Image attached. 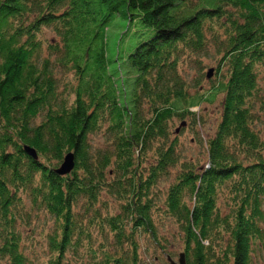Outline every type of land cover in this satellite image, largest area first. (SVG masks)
<instances>
[{
	"label": "trees",
	"instance_id": "trees-1",
	"mask_svg": "<svg viewBox=\"0 0 264 264\" xmlns=\"http://www.w3.org/2000/svg\"><path fill=\"white\" fill-rule=\"evenodd\" d=\"M116 17L140 40L109 58ZM262 66L264 0H0V264H31L21 226L34 212L54 222L43 264H140L141 239L162 249V217L179 224L187 264H248L264 244ZM216 95L198 169L172 129L198 126L191 108Z\"/></svg>",
	"mask_w": 264,
	"mask_h": 264
},
{
	"label": "rangeland",
	"instance_id": "rangeland-1",
	"mask_svg": "<svg viewBox=\"0 0 264 264\" xmlns=\"http://www.w3.org/2000/svg\"><path fill=\"white\" fill-rule=\"evenodd\" d=\"M136 28L134 25H129L127 22L119 19L113 18L109 24L106 36V50L109 58H116L117 55H123L132 50L135 45L140 40L136 35ZM140 34V33H139ZM207 64L204 72L207 74L208 70L212 67V61L208 60L205 62ZM113 66H116L115 64ZM125 68H121V77L126 75ZM187 65L183 64L182 70H186ZM263 76L259 80L261 85V92L264 95V66L261 68ZM188 76L187 79L194 84L193 82V69L186 70ZM213 76V74H212ZM203 78L201 80L202 90L209 89L211 85V79L213 77ZM221 100L222 97L216 95L215 97L211 96L208 100H204L201 103L193 105L191 108L192 112H196L199 121L198 126H191L188 121L184 126L179 127V122H174L173 131L179 128V131L176 133L178 135L177 144L178 152L181 154V160L191 161L196 164L198 169L208 166L207 162V153H206V141L209 140L214 135L219 114L221 110ZM95 146H100L103 139L96 137L92 139ZM180 169L179 166L170 170V174L166 179H163L157 186V188L167 189L169 184L173 181L175 173ZM158 199V195H155ZM189 202V199L187 200ZM221 210L225 211L224 202L222 199L218 203ZM156 226L158 228V233L160 237V243L162 249L154 246L150 238L141 239V249H140V264H169L167 257L169 256L172 260L177 261L178 256L182 253L184 242L183 236L179 227V224L168 217H162L157 219ZM54 222L52 216L44 212H34L31 213L28 220L24 219V225L21 226L22 229V238H23V249L28 257L31 264H43L47 260L48 256V240L47 235L53 230ZM264 227V225H263ZM95 235V233H93ZM226 235V237H225ZM225 237L222 239L221 250H224L225 245H228L226 240L227 234L223 233ZM86 241V240H84ZM220 246V244H219ZM216 255L212 261L217 262V258L222 256V251L219 249L215 250ZM69 258L73 261L78 257L74 256L72 252L69 253ZM74 264V263H73ZM248 264H264V244L258 247L257 244L253 245V251L251 252L249 263Z\"/></svg>",
	"mask_w": 264,
	"mask_h": 264
},
{
	"label": "water",
	"instance_id": "water-1",
	"mask_svg": "<svg viewBox=\"0 0 264 264\" xmlns=\"http://www.w3.org/2000/svg\"><path fill=\"white\" fill-rule=\"evenodd\" d=\"M212 75V69H210L207 72V77H210ZM185 123L182 122L180 124V126H184ZM179 130V128H177L176 132ZM25 151L32 157H36V152L33 148L30 147H25ZM74 163H73V156L72 154H67L64 157V160L60 166V168L58 169V173L59 174H67L69 173L72 169H73ZM167 261L169 262V264H187L186 263V255L185 252L183 251L182 253L179 254L177 261L172 260L169 256L167 257Z\"/></svg>",
	"mask_w": 264,
	"mask_h": 264
}]
</instances>
